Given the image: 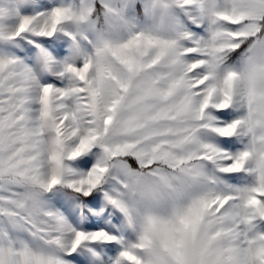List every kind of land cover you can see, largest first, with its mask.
Returning a JSON list of instances; mask_svg holds the SVG:
<instances>
[{"label":"snow or ice","instance_id":"snow-or-ice-1","mask_svg":"<svg viewBox=\"0 0 264 264\" xmlns=\"http://www.w3.org/2000/svg\"><path fill=\"white\" fill-rule=\"evenodd\" d=\"M0 264H264V0H0Z\"/></svg>","mask_w":264,"mask_h":264}]
</instances>
